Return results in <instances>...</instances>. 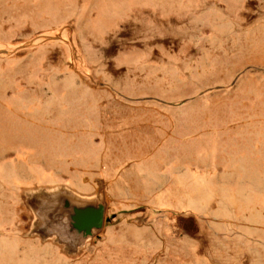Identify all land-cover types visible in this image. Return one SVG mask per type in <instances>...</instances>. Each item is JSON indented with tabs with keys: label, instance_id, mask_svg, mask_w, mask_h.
Masks as SVG:
<instances>
[{
	"label": "rangeland",
	"instance_id": "374dc122",
	"mask_svg": "<svg viewBox=\"0 0 264 264\" xmlns=\"http://www.w3.org/2000/svg\"><path fill=\"white\" fill-rule=\"evenodd\" d=\"M191 218L264 234V0H0V264H192Z\"/></svg>",
	"mask_w": 264,
	"mask_h": 264
},
{
	"label": "crops",
	"instance_id": "0c3cea01",
	"mask_svg": "<svg viewBox=\"0 0 264 264\" xmlns=\"http://www.w3.org/2000/svg\"><path fill=\"white\" fill-rule=\"evenodd\" d=\"M240 223L238 219L234 222L228 220L221 222L223 225L219 233L221 264H264V234L254 231L245 232L244 226ZM198 224L200 223L197 219L191 218L192 264H196V257L201 255L202 249H205V244L200 243L203 240L201 236H207L205 233L200 234L196 231ZM212 240L213 238L208 239L209 243Z\"/></svg>",
	"mask_w": 264,
	"mask_h": 264
},
{
	"label": "water",
	"instance_id": "95a60500",
	"mask_svg": "<svg viewBox=\"0 0 264 264\" xmlns=\"http://www.w3.org/2000/svg\"><path fill=\"white\" fill-rule=\"evenodd\" d=\"M63 211L67 214V231L76 240L87 239L100 232L105 224V205L65 200ZM73 239V240H74Z\"/></svg>",
	"mask_w": 264,
	"mask_h": 264
}]
</instances>
